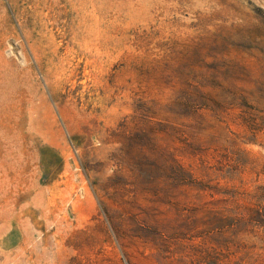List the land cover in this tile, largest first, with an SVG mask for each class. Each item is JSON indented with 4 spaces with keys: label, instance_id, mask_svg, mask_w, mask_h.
<instances>
[{
    "label": "rangeland",
    "instance_id": "374dc122",
    "mask_svg": "<svg viewBox=\"0 0 264 264\" xmlns=\"http://www.w3.org/2000/svg\"><path fill=\"white\" fill-rule=\"evenodd\" d=\"M0 264H264V0H0Z\"/></svg>",
    "mask_w": 264,
    "mask_h": 264
}]
</instances>
